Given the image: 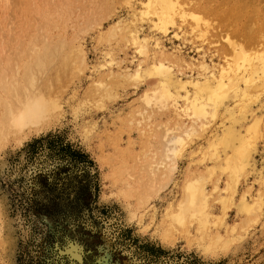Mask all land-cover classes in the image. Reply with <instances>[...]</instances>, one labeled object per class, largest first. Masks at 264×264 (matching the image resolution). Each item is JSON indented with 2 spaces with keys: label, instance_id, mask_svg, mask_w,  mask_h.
I'll use <instances>...</instances> for the list:
<instances>
[{
  "label": "rangeland",
  "instance_id": "374dc122",
  "mask_svg": "<svg viewBox=\"0 0 264 264\" xmlns=\"http://www.w3.org/2000/svg\"><path fill=\"white\" fill-rule=\"evenodd\" d=\"M139 1L21 0L0 9V48L7 47L8 40L17 44L22 39L27 44L34 34L50 41L62 37L81 49L85 65L62 90L60 114L46 128L27 132L19 143L10 141L0 150V205L10 236L0 264H264V88L251 89L243 109L240 98L230 92L218 114L203 120L204 130L199 129L184 146L166 180L154 165L162 157L163 132L176 122L185 126L191 122L178 118L170 106L158 111L143 104L142 96L156 86L157 76L145 74L132 85L124 77L139 60L141 69L147 71L153 60L161 58L172 67L174 77L203 81L202 74H216L230 56L231 41L245 49L264 43V23L255 12H248L250 8L241 11V19L228 16L233 0H183L186 8L202 14L198 28H190L195 26L190 18L182 23L177 17L175 25H168L163 33L149 20L139 19ZM260 3L259 10L264 0ZM133 29L149 42V57L136 54L127 41L128 30ZM111 31L115 37H110ZM155 41L162 46L160 50L154 47ZM200 61L206 63V71L199 68ZM100 82L108 84L109 91L96 102ZM186 88L190 95L192 87ZM180 94L179 107L184 91ZM256 119L258 134L248 138L244 169L234 187L226 189L229 175L209 158L210 143L231 126L243 133ZM219 151L222 162L224 153ZM149 163L155 169L157 186H164L129 220L125 207H134L137 200L115 196L119 185H113L110 173L115 168L122 170V178L129 183L151 180ZM197 173L208 174L205 191L213 213L210 232L230 240L224 250L204 252L193 226L189 234L174 232L166 243L159 237L166 225V210L177 203L184 183ZM242 196L252 208L258 205L254 215L241 210ZM224 197L225 205L229 204L225 211L219 199ZM75 245L77 249L72 250Z\"/></svg>",
  "mask_w": 264,
  "mask_h": 264
},
{
  "label": "bare ground",
  "instance_id": "6f19581e",
  "mask_svg": "<svg viewBox=\"0 0 264 264\" xmlns=\"http://www.w3.org/2000/svg\"><path fill=\"white\" fill-rule=\"evenodd\" d=\"M230 1L232 0H227V3ZM261 1L233 0L234 6L231 5V9L226 11V14L228 16L235 15L236 18L241 19L243 14L241 11L245 12L247 8H250L248 12H255V15H257L262 23H264V11L262 12L264 6L259 10V5L262 4L260 3ZM11 2L17 4L19 2L21 3V0H0V9L2 7L7 9ZM139 2L140 8L137 7L139 12V16H137L139 19L149 20L152 22L154 28L161 30L163 33L166 32L168 25H175V19L177 17L182 19V23L186 17L190 18L195 23V26L190 27L192 29H196L197 24L200 19H202V17L200 18L202 14L199 16L198 13L196 14L192 11L193 9L191 10L190 8L191 11H189V9L185 7L186 4L183 0H141ZM228 6L230 5L228 4ZM220 10H222V8ZM234 10L236 11V14L235 12L230 14ZM210 11L212 13V10ZM250 16L252 17V13ZM205 25L208 26L207 23ZM128 32L130 38L127 41L133 45L135 53L139 56L149 57V42L147 39L145 37L139 38L137 29L128 30ZM201 32L197 33L202 34ZM225 33L227 34V30ZM109 34L110 37H115L113 31ZM44 36L45 35H42L43 38ZM42 37L34 34L27 44H25L22 39L18 41L17 44L14 42L11 43V41L8 40L9 43H6L7 47L0 48V150L10 141L19 143L24 137H26L27 132L41 131L46 128L48 123L55 118L61 110L60 95L62 90H64V88L70 84L74 76L81 72L85 67L82 51L79 47H75L76 45H70V43L62 37V39L56 38L55 41L42 39ZM122 37L126 38L125 35ZM229 46L230 56L227 54L223 57L225 58L228 56L229 59L227 57V59H225L226 61L223 60L224 63L221 68L218 69L216 74H213V71H211L210 75H207L206 73L202 74L203 81H182L183 79L174 77L171 73L172 67L166 63L165 59L161 58L153 60L152 67L149 69L147 68V71L141 69V59V62L140 60V63L137 62L138 64L132 72H128L124 75L125 79L132 81L131 85L137 84L145 74L149 76H157L158 81L156 86L153 89H150L149 92L143 94V104L147 108H154V110L158 111L167 109L170 106L173 108L172 110H174V113L178 118L186 117L191 122L188 126H185L183 122H176L173 128H164L165 131L162 130L164 131L163 140L165 139V143H162L163 146L165 144V149L162 146V157L156 162L157 164L154 165H158L156 170H159L166 180H169L170 174L175 167V159L179 156L180 152L183 151L182 149L184 146L187 145L192 136H197L199 129L200 131L204 130L205 124L203 120L208 119V116L214 117L218 114L219 107L223 104L224 100L228 98L230 92H233L235 96L240 98V104H242L243 109L246 108L250 101L252 93L251 89L256 92L261 90V88H264V43H258L245 49L231 41ZM154 47L159 50L162 48L157 41L154 42ZM161 52H163V50H161ZM150 63H148V65ZM198 66L203 71H206L208 68L204 61H200ZM240 84L243 85L242 88L240 87ZM97 85L94 101L104 97L105 94L108 96L109 91L108 84L100 82ZM186 85L192 87V93L190 95ZM180 91H184V94L183 104L179 107L177 105V100L182 97ZM154 110H150V112H154ZM147 115L148 117L151 116L150 113H147ZM236 121L237 120L233 118V123ZM258 123L257 119L254 120L245 128L244 132L242 131L243 133H240L239 130L236 131L233 126L228 127L220 137H214L211 143L209 142L211 146V154L210 157H208L212 158L216 162V165L220 167L222 166L223 170H226L229 175L230 181L226 182V189L234 187L236 182L235 178H237L244 169L251 142L248 138L253 139L257 136L259 129ZM163 125L165 126V124ZM220 149H222L224 153L222 162L220 161ZM159 165L161 167H159ZM213 165L215 166V164ZM153 169V164L149 163L148 171L151 174L152 179L148 180L145 178L139 183H129V181L123 179L122 170L120 169L115 168L110 173L113 185H119L117 191L113 194L122 199L135 197L137 200V204L134 207H125L126 215L129 220L136 216V210L138 207L147 202V200L155 194L160 187L164 186L163 184L157 186L154 178L155 173H153L155 172V169L154 171ZM204 171L206 170L204 169ZM125 173L128 175V172L125 171ZM206 173H197L195 177L193 176V178L188 179L183 185L182 193L177 203L171 205L169 209L166 210V225L159 234L163 243H166L174 232L189 234L190 227L193 226L198 233L196 240H198L199 245L204 252H212L217 248L224 250L228 247L229 239L222 238L223 236L221 237L217 233L213 234L210 232L213 213L210 209L208 193L205 191V182L208 180L206 179L208 175H206ZM231 180L233 184L231 183ZM231 194L229 193V195ZM243 196L241 210L250 215L255 209H257L258 205L256 204V208H254L253 205L252 208L251 205L243 201ZM219 199L222 205V210L225 211V208L229 204L225 205V197ZM2 215L3 209L0 205V258L6 254L5 252L10 243L9 230H6L5 221L3 220ZM141 218L142 214L139 215L137 219L140 221ZM75 247L76 245L71 249H77ZM77 247L79 246L77 245ZM73 252L75 253V251Z\"/></svg>",
  "mask_w": 264,
  "mask_h": 264
}]
</instances>
